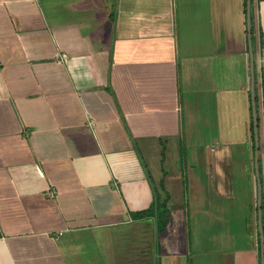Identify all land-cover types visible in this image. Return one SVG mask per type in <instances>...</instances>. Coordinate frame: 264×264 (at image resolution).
Wrapping results in <instances>:
<instances>
[{
	"label": "crops",
	"instance_id": "obj_1",
	"mask_svg": "<svg viewBox=\"0 0 264 264\" xmlns=\"http://www.w3.org/2000/svg\"><path fill=\"white\" fill-rule=\"evenodd\" d=\"M251 17L250 38L247 0H0V264H195L177 239L187 205L169 202L164 234L129 211L154 202L151 165L172 168L169 198L183 187L175 157L198 123L194 252L262 264L250 40L264 177V0Z\"/></svg>",
	"mask_w": 264,
	"mask_h": 264
},
{
	"label": "rangeland",
	"instance_id": "obj_2",
	"mask_svg": "<svg viewBox=\"0 0 264 264\" xmlns=\"http://www.w3.org/2000/svg\"><path fill=\"white\" fill-rule=\"evenodd\" d=\"M201 113H204L205 114V108H199L198 109ZM123 118V116H122ZM197 128H200L201 129V132L198 130L194 131H191L192 133L191 134H188V131H187V135H186V131L185 129H183V135L181 137V140H180V153H179V159H178V162H177V158L175 157V162L178 164L180 170L175 174L176 175V180L178 179H181V182L183 184V187L180 188V189H174L172 191H170L172 197L167 199L166 197L169 196V193L166 191V190H171L168 186L164 187V181L162 180V177L164 176V174H172V168L171 167H168V166H164L163 165L160 167V175L161 177L160 178H157V174L156 172L154 171V169L152 168V165H151V170H152V174H153V177L154 179H151V181L153 182V190L155 192L154 194V202H156V200H158L159 198L162 200V201H165L167 200L168 201V204L169 202H171V206L173 207V210L179 212L178 210L181 209V207L183 205H187L185 207V210L187 209V213H185L186 217L190 218V232L185 234L184 235H181L179 238H177L179 240V243H178V246L180 244L182 245H185V249L188 251V258L190 260H192L195 264H207V261H208V255H207V258L201 254V252H194L196 250H202V249H205L207 247V225L205 224V220H207V215L204 214L202 211H204V209L200 208H196L195 209L192 207L193 205L191 204H188V201L190 199V196H191V187H190V182H191V179H190V176H191V166L194 165V168H197L196 165H200L201 163V160L198 159L197 162L194 157H200V154L202 151H203V155H205L206 153V148L205 146L203 145L204 144V141L206 138L202 136H205L207 135V130L203 127V123H198L197 124ZM186 135V136H185ZM149 139L148 140H153L151 137H148ZM160 140H166V138H160ZM168 143V145H167ZM171 142L170 140L166 141L164 145V147H170L171 149ZM195 151H196V154L197 155H194L195 154ZM167 152L169 153V148L167 149ZM159 153L160 151H156V152H152V154L158 158L159 160ZM158 160H157V163H158ZM167 165V164H166ZM182 166V167H181ZM200 168V166H199ZM164 171V173H163ZM162 180V181H161ZM171 199V200H170ZM170 200V201H169ZM198 201H195L196 204H199L201 206L202 202H201V198L199 197L197 199ZM153 202V201H152ZM153 203H151L150 206H152ZM169 204V205H170ZM190 206V207H189ZM169 208V207H168ZM140 210H136L134 211L133 209H130L129 212H131V215L135 217V214L136 212H138ZM158 212V211H157ZM251 212V210H247L245 207H241L239 210H238V214H239V220H241V214L243 216H247L249 215ZM169 219L168 222L166 223V226L165 228L162 230L160 228V223L161 221L159 220V217H158V214H155L154 216H156L158 218V220H156V225H157V231H159V233L161 234H164L166 231V229L168 228V225L169 222H170V211H169ZM150 217V216H149ZM137 218V217H135ZM160 218H162V215H160ZM235 218V216L233 217ZM244 225V224H242ZM246 226V225H245ZM241 228H244L241 227ZM156 230V229H155ZM155 233V231H152V234ZM181 242V243H180ZM191 249V250H190ZM213 257H215V255H213ZM216 264H219L221 263L220 262V258L219 260L216 259L215 261Z\"/></svg>",
	"mask_w": 264,
	"mask_h": 264
},
{
	"label": "water",
	"instance_id": "obj_3",
	"mask_svg": "<svg viewBox=\"0 0 264 264\" xmlns=\"http://www.w3.org/2000/svg\"><path fill=\"white\" fill-rule=\"evenodd\" d=\"M248 4V30L249 37L252 36V0H247ZM250 52H251V73H252V107H253V118H254V133H255V163L256 172L258 177V208H259V230L261 233V252H262V264H264V214H263V184L261 179L260 171V154H261V140H260V130H259V116L257 109V97H256V71H255V61H254V50L252 42L250 40Z\"/></svg>",
	"mask_w": 264,
	"mask_h": 264
},
{
	"label": "trees",
	"instance_id": "obj_4",
	"mask_svg": "<svg viewBox=\"0 0 264 264\" xmlns=\"http://www.w3.org/2000/svg\"><path fill=\"white\" fill-rule=\"evenodd\" d=\"M257 102H258V97H257ZM259 122H260V116H259ZM260 150L262 152V148ZM262 170H263V166H262V158H261V176H262ZM263 179L264 177L262 176V180ZM166 198L169 199V196ZM263 209H264V195H263ZM134 214H135V217H149V216H154L155 214H158L159 220L161 221L160 228L163 230L166 226V223L168 222L167 219H169L168 201L167 200L162 201L159 198L149 208L140 210ZM160 215H162V218H160Z\"/></svg>",
	"mask_w": 264,
	"mask_h": 264
},
{
	"label": "built area",
	"instance_id": "obj_5",
	"mask_svg": "<svg viewBox=\"0 0 264 264\" xmlns=\"http://www.w3.org/2000/svg\"><path fill=\"white\" fill-rule=\"evenodd\" d=\"M59 60L60 62H68L69 60V56L67 53H61L59 54ZM94 124V122H92ZM49 194L52 196V195H55V190L54 189H50L49 190Z\"/></svg>",
	"mask_w": 264,
	"mask_h": 264
}]
</instances>
